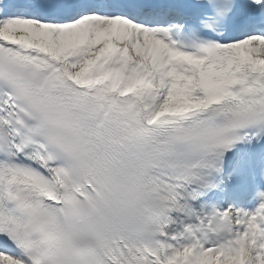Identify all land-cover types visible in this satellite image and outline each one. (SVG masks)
Here are the masks:
<instances>
[{
	"label": "snow or ice",
	"instance_id": "1",
	"mask_svg": "<svg viewBox=\"0 0 264 264\" xmlns=\"http://www.w3.org/2000/svg\"><path fill=\"white\" fill-rule=\"evenodd\" d=\"M0 264H264V0H0Z\"/></svg>",
	"mask_w": 264,
	"mask_h": 264
}]
</instances>
